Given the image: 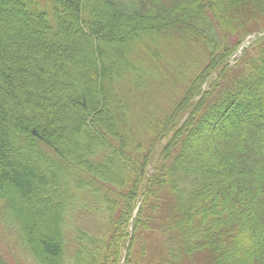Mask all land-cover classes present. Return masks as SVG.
<instances>
[{
    "label": "trees",
    "instance_id": "1",
    "mask_svg": "<svg viewBox=\"0 0 264 264\" xmlns=\"http://www.w3.org/2000/svg\"><path fill=\"white\" fill-rule=\"evenodd\" d=\"M0 213L37 264H264V0H0Z\"/></svg>",
    "mask_w": 264,
    "mask_h": 264
},
{
    "label": "rangeland",
    "instance_id": "2",
    "mask_svg": "<svg viewBox=\"0 0 264 264\" xmlns=\"http://www.w3.org/2000/svg\"><path fill=\"white\" fill-rule=\"evenodd\" d=\"M120 3L124 4L127 2V0H117ZM257 22L261 25V20L258 19ZM254 25L250 26V29H252ZM258 33H255L254 35H251L247 38H245L243 44L238 48L232 59L230 60V63L232 65L235 64V60L239 59L244 50L247 49L253 42V40H256ZM263 35V34H261ZM254 40V41H255ZM188 46V45H186ZM189 55L192 57V62L190 65H192V69L200 68L204 65V63L207 61L206 57L200 58L203 55H207L206 52L201 48L196 46L195 44H192L188 49ZM187 50L185 52H187ZM178 52V50H175ZM199 51V52H198ZM183 88V87H182ZM160 99H163L165 97V94H162L160 96ZM92 213L81 211L76 215L75 219V225L82 227L84 230L88 232H94L98 234L100 232V220H97L94 216H91ZM163 236L159 235L158 233L149 234L146 233L144 236L141 235L139 237V240H137V244L135 246L136 254H134V264H138V258L142 257L145 259V256L150 258L151 252H153V247L157 246L159 247V250L161 252H164V247L161 245V242L163 241ZM150 245V248H149ZM73 243H70L69 252L67 254V262L71 264V258L74 253L73 251ZM149 248V249H148ZM75 249V248H74ZM0 255L7 261L8 264H37L32 256L29 254L26 248H24L23 244L20 242V237L18 234L17 229L13 226H10L8 222L3 220L2 214L0 213ZM155 256V253H154ZM196 262V260H195ZM201 264H205L204 261H199ZM190 264V262H188ZM198 264V263H196Z\"/></svg>",
    "mask_w": 264,
    "mask_h": 264
}]
</instances>
